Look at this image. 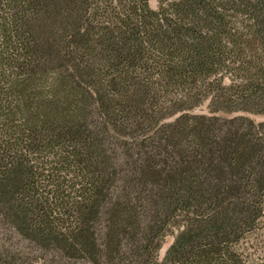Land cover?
Segmentation results:
<instances>
[{"label":"trees","instance_id":"16d2710c","mask_svg":"<svg viewBox=\"0 0 264 264\" xmlns=\"http://www.w3.org/2000/svg\"><path fill=\"white\" fill-rule=\"evenodd\" d=\"M149 2L0 0V237L67 241L61 229L79 223L92 239L118 150L206 147L218 114L264 109V0ZM206 103L211 117L194 113ZM244 231L194 220L175 263L230 264L217 254ZM129 249L88 260L157 264L159 244Z\"/></svg>","mask_w":264,"mask_h":264},{"label":"rangeland","instance_id":"374dc122","mask_svg":"<svg viewBox=\"0 0 264 264\" xmlns=\"http://www.w3.org/2000/svg\"><path fill=\"white\" fill-rule=\"evenodd\" d=\"M149 3L157 9V0ZM194 113L212 116L207 103ZM217 117L222 127L206 147L172 149L155 143L118 150L92 239L82 236L79 223L61 229L67 241L35 239L26 229L13 227L0 237V264H95L88 260L92 247L123 256L129 248L142 255L153 244H159L157 264H176L173 250L180 237L190 232L194 220L212 214L221 221L235 220L245 230L238 242L221 247V260L264 264V109ZM235 118L243 123H224ZM244 132L248 135L239 140ZM125 205L130 212H123ZM69 245L81 248L78 258L65 257ZM99 264L122 263L115 258Z\"/></svg>","mask_w":264,"mask_h":264}]
</instances>
